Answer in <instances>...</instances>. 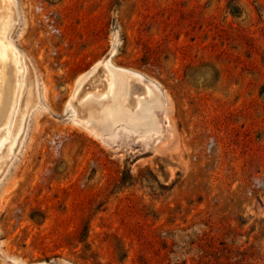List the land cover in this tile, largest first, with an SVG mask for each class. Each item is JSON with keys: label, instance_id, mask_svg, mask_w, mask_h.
<instances>
[{"label": "rangeland", "instance_id": "374dc122", "mask_svg": "<svg viewBox=\"0 0 264 264\" xmlns=\"http://www.w3.org/2000/svg\"><path fill=\"white\" fill-rule=\"evenodd\" d=\"M11 2L0 264H264V0Z\"/></svg>", "mask_w": 264, "mask_h": 264}, {"label": "bare ground", "instance_id": "6f19581e", "mask_svg": "<svg viewBox=\"0 0 264 264\" xmlns=\"http://www.w3.org/2000/svg\"><path fill=\"white\" fill-rule=\"evenodd\" d=\"M7 7L8 8L12 7L11 0H0V9L3 8L6 10ZM1 40H0V128L1 127L3 128L4 126H8V124L10 123L13 103L15 104L16 96L18 95V90L20 89L21 82L19 75L21 73V66H20L21 61H20V55L15 49V47H13V45H10L9 42L3 43ZM103 63H105V66L108 67V70H106V72L108 73L109 80L106 89L102 91L104 92L106 91L105 93L107 95H112V96L115 95L113 97L114 99L113 101L119 102L118 96L119 95L121 96L122 93L126 92L127 89V80L125 76L126 75L131 76L130 74L133 73L122 68H117V67H114V69L110 68V64L111 65L113 64L110 62L109 59L108 61H103ZM137 76L141 77L138 74ZM85 78L83 77L80 81L82 82ZM149 93H150V88L147 85L145 94L148 95ZM116 97L118 99H116ZM143 101L144 99H140L138 101L136 105L138 109L139 108L141 109ZM30 102H31V97L29 103ZM87 109H88L87 112L89 114L88 116L90 118L94 117L97 114L96 113L97 111L95 110V108H93V106H90ZM1 131L2 130L0 129V143L3 140V137L1 136Z\"/></svg>", "mask_w": 264, "mask_h": 264}]
</instances>
